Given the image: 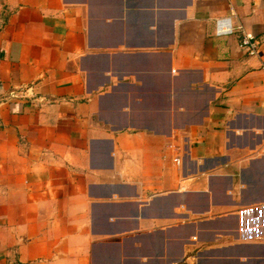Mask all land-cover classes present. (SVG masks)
I'll return each instance as SVG.
<instances>
[{
	"label": "crops",
	"instance_id": "crops-1",
	"mask_svg": "<svg viewBox=\"0 0 264 264\" xmlns=\"http://www.w3.org/2000/svg\"><path fill=\"white\" fill-rule=\"evenodd\" d=\"M0 264H264V0H0Z\"/></svg>",
	"mask_w": 264,
	"mask_h": 264
},
{
	"label": "built area",
	"instance_id": "built-area-1",
	"mask_svg": "<svg viewBox=\"0 0 264 264\" xmlns=\"http://www.w3.org/2000/svg\"><path fill=\"white\" fill-rule=\"evenodd\" d=\"M234 14L227 16H222L216 19V35L225 36L231 35L237 30L242 31V39H241V47L244 48L247 53L250 55H258L259 54V40L253 32L247 31L243 28L242 25L234 26L232 22V16ZM11 96H17L16 91H11Z\"/></svg>",
	"mask_w": 264,
	"mask_h": 264
}]
</instances>
